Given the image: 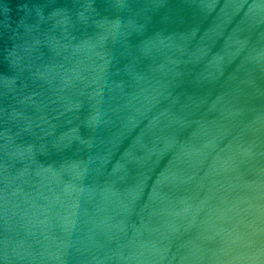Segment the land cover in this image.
<instances>
[{
  "label": "water",
  "instance_id": "95a60500",
  "mask_svg": "<svg viewBox=\"0 0 264 264\" xmlns=\"http://www.w3.org/2000/svg\"><path fill=\"white\" fill-rule=\"evenodd\" d=\"M0 264H264V0H0Z\"/></svg>",
  "mask_w": 264,
  "mask_h": 264
}]
</instances>
